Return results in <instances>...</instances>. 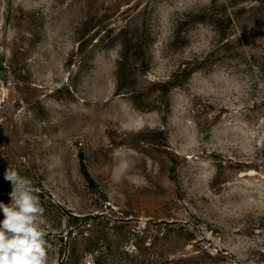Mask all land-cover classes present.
<instances>
[{"label": "rangeland", "instance_id": "1", "mask_svg": "<svg viewBox=\"0 0 264 264\" xmlns=\"http://www.w3.org/2000/svg\"><path fill=\"white\" fill-rule=\"evenodd\" d=\"M10 166L49 264H264V0H0Z\"/></svg>", "mask_w": 264, "mask_h": 264}, {"label": "clouds", "instance_id": "2", "mask_svg": "<svg viewBox=\"0 0 264 264\" xmlns=\"http://www.w3.org/2000/svg\"><path fill=\"white\" fill-rule=\"evenodd\" d=\"M12 185L11 203H0V264H49L52 245L42 225L45 209L35 195L31 181L13 168L5 172Z\"/></svg>", "mask_w": 264, "mask_h": 264}]
</instances>
